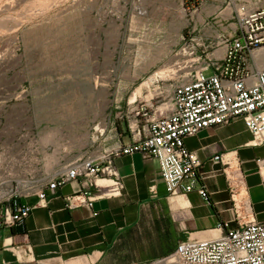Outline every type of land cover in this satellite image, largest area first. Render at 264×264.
Listing matches in <instances>:
<instances>
[{
  "label": "rangeland",
  "instance_id": "1",
  "mask_svg": "<svg viewBox=\"0 0 264 264\" xmlns=\"http://www.w3.org/2000/svg\"><path fill=\"white\" fill-rule=\"evenodd\" d=\"M228 2L0 0V157L40 130L60 133V159L128 140L137 111L161 105L183 38L215 33L216 14L194 31L203 5L229 19Z\"/></svg>",
  "mask_w": 264,
  "mask_h": 264
},
{
  "label": "built area",
  "instance_id": "2",
  "mask_svg": "<svg viewBox=\"0 0 264 264\" xmlns=\"http://www.w3.org/2000/svg\"><path fill=\"white\" fill-rule=\"evenodd\" d=\"M228 6L232 21L228 31L215 38H183L171 71L177 75L155 89L161 105L151 109V115L144 114L148 110L143 107L137 111L128 140L118 139L116 146L99 155L60 159L51 165L37 160L32 164L24 157L12 160V155L36 142L32 132L24 139L17 137L13 148L0 157V227L23 226L36 207H46L50 196L70 182L82 186L81 192L67 198L71 209L91 208L96 199L121 195L114 159L135 153L157 161L170 197L197 191L209 201L205 186L198 183L201 162L185 140L204 129L242 120L251 145L264 146V0H229L224 10ZM212 160L224 167L238 228L213 238L189 237L151 264H264V221L254 217L239 160L235 152L216 154ZM263 161L257 160L259 167ZM12 169L22 173L16 176ZM31 198L37 199L33 205Z\"/></svg>",
  "mask_w": 264,
  "mask_h": 264
},
{
  "label": "crops",
  "instance_id": "3",
  "mask_svg": "<svg viewBox=\"0 0 264 264\" xmlns=\"http://www.w3.org/2000/svg\"><path fill=\"white\" fill-rule=\"evenodd\" d=\"M205 7L194 20V30L201 32L206 20L216 14L215 33L201 36L214 38L228 31L229 19L222 16L221 6L214 12ZM46 133H35L36 142L12 155V160L58 162L60 133L51 139ZM251 140L242 120L204 129L185 140L201 162L198 183L205 186L209 201L197 191L170 197L153 159L140 153L116 157L121 195L96 199L91 208L71 209L67 198L81 192L82 186L76 181L66 184L50 196L46 207H36L23 226L0 227V264H144L168 256L189 237L213 238L237 229L224 167L212 160L220 153L235 152L254 217L264 221V175L257 164L258 159L264 160V146L254 147ZM12 171L16 176L22 173ZM36 202V198L29 200L32 205ZM224 224L228 226L220 227Z\"/></svg>",
  "mask_w": 264,
  "mask_h": 264
},
{
  "label": "bare ground",
  "instance_id": "4",
  "mask_svg": "<svg viewBox=\"0 0 264 264\" xmlns=\"http://www.w3.org/2000/svg\"><path fill=\"white\" fill-rule=\"evenodd\" d=\"M219 54H220V52H219ZM261 59H262V64L264 65V56H263ZM170 70H171V68H170ZM162 71H163V70H162ZM164 72H165V71L161 72L159 76H162V74H164ZM138 95H141V87H138V88L136 89V91H135V93H134L132 99H135L136 96H138ZM261 171H262V174L264 175V162L262 163V170H261ZM99 184H100V185H105V181H99Z\"/></svg>",
  "mask_w": 264,
  "mask_h": 264
}]
</instances>
